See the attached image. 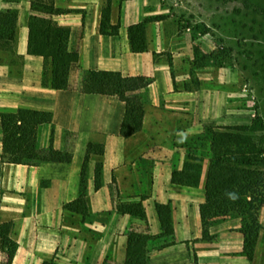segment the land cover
<instances>
[{
    "label": "crops",
    "instance_id": "1",
    "mask_svg": "<svg viewBox=\"0 0 264 264\" xmlns=\"http://www.w3.org/2000/svg\"><path fill=\"white\" fill-rule=\"evenodd\" d=\"M107 2L0 0V11H17L16 40H0V111L51 112L52 122L39 126L38 146L65 157L15 163L4 150L0 117V224L12 223V264H125L130 232H162L159 204L171 208L174 242L150 244L148 264H264V229L251 260L240 218L205 222L201 215L209 165L203 136L207 127L231 124L222 116L231 105L221 90L198 85L214 77L198 65L197 39L165 0H112L110 22L119 29L103 34ZM31 15L71 29L68 49L78 60L65 89L43 83L45 58L29 52ZM145 21L148 48L134 52L129 28ZM85 70L150 79L131 94L144 104L139 131L122 135L126 102L84 92ZM196 157L203 158L199 183L173 182V172H189L186 163ZM141 207L145 218L135 214ZM259 219L264 225V206Z\"/></svg>",
    "mask_w": 264,
    "mask_h": 264
},
{
    "label": "trees",
    "instance_id": "2",
    "mask_svg": "<svg viewBox=\"0 0 264 264\" xmlns=\"http://www.w3.org/2000/svg\"><path fill=\"white\" fill-rule=\"evenodd\" d=\"M112 0H108L103 10L100 31L113 34L119 25L110 22ZM51 13L59 12L52 10ZM29 26V52L45 58L43 83L54 89H65L69 86L71 68L78 60L76 52L68 49L71 29L59 25L53 18L31 15ZM17 11L8 9L0 11V40L6 39L8 46L16 40ZM129 40L134 52L147 50L146 21L134 24L129 28ZM150 79L143 76H125L120 72L107 70H85L83 90L86 93H102L117 95L126 102L127 108L121 133L128 137L139 131L143 124L144 104L140 97L132 96L136 91L145 88ZM3 144L7 154L15 163L38 164L43 161L64 159L52 146H38V129L45 123L52 122V114L48 111L19 108L0 111ZM242 130L243 126L230 127ZM241 133L214 132L207 129L202 145L207 146L205 153L209 160L205 190L206 202L201 206V215L205 222L211 219L240 217V231L245 235L243 252L253 259L262 228L258 212L264 205V194L257 197V184L261 175L257 164L261 162L259 153H244L241 142L245 140ZM201 139V137H200ZM242 143V144H241ZM241 144V146H239ZM239 146L232 149V146ZM90 152V148L89 151ZM203 158L196 157L187 161L183 171H174L172 181L175 183L198 184L201 177ZM199 161V162H197ZM75 203L68 204L72 208ZM162 224V232L152 236L130 232L128 237L127 260L125 264H148L149 245L156 247L174 242V229L169 205L157 206ZM129 209V208H128ZM136 215L145 218L143 207L135 211ZM0 241L7 258L6 264H12L18 243L12 235V223L0 224ZM43 264H56L54 260Z\"/></svg>",
    "mask_w": 264,
    "mask_h": 264
},
{
    "label": "rangeland",
    "instance_id": "3",
    "mask_svg": "<svg viewBox=\"0 0 264 264\" xmlns=\"http://www.w3.org/2000/svg\"><path fill=\"white\" fill-rule=\"evenodd\" d=\"M165 3L197 39L198 65L214 77L198 85L221 90L230 102L231 109L223 110L222 116L231 124L222 126L221 130L207 129L241 133L246 137L241 139L244 153H259L263 159L257 164L261 178L256 193L261 199L264 194V0H165ZM239 126L244 129L230 128ZM239 146L233 145L232 149ZM204 149L208 153L207 146ZM259 223L261 232L264 225L260 219ZM6 262V256L0 253V264Z\"/></svg>",
    "mask_w": 264,
    "mask_h": 264
}]
</instances>
